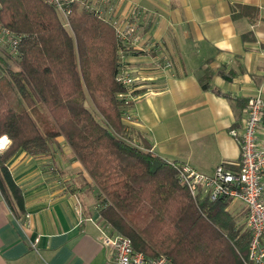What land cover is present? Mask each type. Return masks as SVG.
<instances>
[{
	"label": "crops",
	"instance_id": "1",
	"mask_svg": "<svg viewBox=\"0 0 264 264\" xmlns=\"http://www.w3.org/2000/svg\"><path fill=\"white\" fill-rule=\"evenodd\" d=\"M131 5L142 13L136 48L121 53L140 77L123 116L129 141L206 174L224 162L237 169L241 146L232 129L243 128L252 96L264 98V0H124L120 11ZM159 54L172 68L156 66ZM12 63L0 45V72ZM8 166L25 206L12 208L0 191V264H118L103 241L114 233L99 187L64 136L47 153L19 149ZM230 204L233 214L241 205L248 215L241 201Z\"/></svg>",
	"mask_w": 264,
	"mask_h": 264
},
{
	"label": "trees",
	"instance_id": "2",
	"mask_svg": "<svg viewBox=\"0 0 264 264\" xmlns=\"http://www.w3.org/2000/svg\"><path fill=\"white\" fill-rule=\"evenodd\" d=\"M69 21L44 0H0V25L20 37L18 55L9 54L17 69L0 72V137L11 140L0 150V191L8 204L25 206L8 160L19 149L47 153L64 136L99 187L104 220L136 251L173 264H252L251 231L229 209L232 199L193 195L180 164L129 141L114 28L78 3ZM88 95L105 124L86 106Z\"/></svg>",
	"mask_w": 264,
	"mask_h": 264
},
{
	"label": "built area",
	"instance_id": "3",
	"mask_svg": "<svg viewBox=\"0 0 264 264\" xmlns=\"http://www.w3.org/2000/svg\"><path fill=\"white\" fill-rule=\"evenodd\" d=\"M53 6L65 26L70 27L69 16L74 4H81L88 11L109 23L115 30L120 43V56L123 48H136L135 35L138 30V19L141 9L131 5L127 13L120 11L124 0H44ZM0 45L7 49L11 56L19 53L20 37L11 30L0 25ZM149 47V45H148ZM148 47H137L146 50ZM158 68H172V60L164 54L156 58ZM138 75L121 60V68L117 81L126 90L120 93L126 105H131L137 98ZM264 118V98L256 93L249 99L246 107V117L241 130L232 129L241 146V158L237 169L228 163H221L213 174L198 171L188 164H180L178 174L193 195L204 193L211 200L223 197L241 201L248 209L246 225L251 231L249 244V259L252 264H264V145L258 142V133ZM9 146V140L0 137V150ZM103 241L111 247L118 264H173L165 255L156 258L147 257L135 250L129 237L120 234H105Z\"/></svg>",
	"mask_w": 264,
	"mask_h": 264
},
{
	"label": "rangeland",
	"instance_id": "4",
	"mask_svg": "<svg viewBox=\"0 0 264 264\" xmlns=\"http://www.w3.org/2000/svg\"><path fill=\"white\" fill-rule=\"evenodd\" d=\"M61 18V16H60ZM13 64V68L15 69L16 66ZM4 81V80H2ZM86 106L94 113V115L96 116V118L102 123V124H105V121L103 120L101 114L96 110L94 104H93V101L91 100L90 96L88 95L87 99H86ZM231 205V204H230ZM230 205H229V209H230ZM148 209H149V205L147 203H145L142 207V216H146V218L148 219ZM234 212H236V214H234L238 221L241 223V222H244L245 224V227L247 228V225H246V221L244 220L246 218V210L241 206V205H237L236 206V209L234 210Z\"/></svg>",
	"mask_w": 264,
	"mask_h": 264
}]
</instances>
